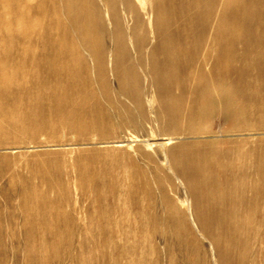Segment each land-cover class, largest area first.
<instances>
[{
  "label": "bare ground",
  "instance_id": "obj_1",
  "mask_svg": "<svg viewBox=\"0 0 264 264\" xmlns=\"http://www.w3.org/2000/svg\"><path fill=\"white\" fill-rule=\"evenodd\" d=\"M0 1L8 4L10 12L20 8L15 0ZM106 10L111 12L109 19ZM50 20L55 22L52 30L46 28ZM35 23L46 28L36 36L37 46L1 52L0 114L18 113L24 94H34L57 103L54 112L59 123L43 121L38 113L35 120L28 119V112L11 123L0 120V158L7 166L13 171L59 167L60 161L30 152L67 145L66 139L55 135L58 129L92 127L101 132L110 125L145 126L153 92L161 97L165 126L175 127L181 111L172 99L191 100L197 106L212 90L209 98L219 100L221 131L229 137L227 147L214 153L217 163L210 164L197 153H183L173 163L168 158L169 166L159 163L173 175L176 166H182L186 188L196 202H203L198 219L205 232L240 244V224L252 213L256 200L264 198V31L260 30L264 0H38ZM52 33L56 38H51ZM106 76L117 82L120 97L109 92ZM19 78L32 84L18 92L14 84ZM94 82L99 83L103 99ZM175 90L178 94L168 98ZM63 100L68 104L61 107ZM20 152L33 154V161ZM9 155L17 157L12 164ZM41 187L54 192L61 183L46 180L31 186L34 191ZM89 188L97 191L100 185ZM76 189L84 187L78 184ZM238 195L243 198L238 200ZM20 204L46 205L27 200ZM252 220L245 218V224ZM256 223L264 225L263 213ZM249 237L243 241H250ZM216 248L222 256H230L222 243Z\"/></svg>",
  "mask_w": 264,
  "mask_h": 264
},
{
  "label": "rangeland",
  "instance_id": "obj_2",
  "mask_svg": "<svg viewBox=\"0 0 264 264\" xmlns=\"http://www.w3.org/2000/svg\"><path fill=\"white\" fill-rule=\"evenodd\" d=\"M15 1L20 8L11 12L8 4L0 1V64L4 49L37 46L36 36L46 32V28L52 30L55 24L50 20L46 28L36 25L38 0ZM110 13L105 12L108 19ZM260 30L264 31V26ZM50 36L56 38L54 33ZM14 70L17 71L11 68ZM111 78H105L111 84L109 92L120 97L119 85ZM28 80L16 79L15 90L22 92L32 84ZM93 86L103 99L99 83L94 82ZM211 92L208 90L203 103L197 106L191 100L172 99L181 111L176 118L179 124L172 128L165 126L159 108L161 97L153 92L154 107H147L145 126L109 128L110 125L101 132L92 127L85 131L58 129L55 135L66 139L67 145L30 152L60 161L59 167L13 171L0 158V264H264V225L256 223L259 214H264V198L257 199V206L245 217L248 222L253 217L252 224H245L243 219L244 225L239 226L240 244H234L205 232L198 219L203 202H196L187 189L188 179L181 174L182 166L175 165L176 176L164 168L169 166L168 158L173 163L183 153H197L206 162L217 163L215 151L227 147L229 137H225L219 123L221 105L216 97L209 98ZM177 94L175 90L168 98ZM23 101L18 113L12 112L8 117L0 114V120L11 123L28 112V119L35 120L38 113L43 121L59 123L55 101L34 94H24ZM67 104L63 100L60 105ZM47 139L53 140L50 135ZM9 156L12 164L17 157ZM22 156L33 161V154ZM46 180H58L61 187L54 192L31 188ZM78 184L84 190H77ZM94 184H99L100 189L86 190ZM24 200L46 205H21ZM247 234L251 239L244 242ZM218 242L230 256L219 254Z\"/></svg>",
  "mask_w": 264,
  "mask_h": 264
}]
</instances>
